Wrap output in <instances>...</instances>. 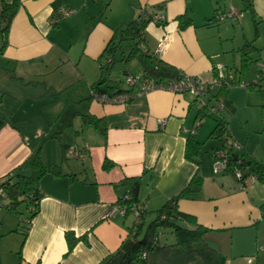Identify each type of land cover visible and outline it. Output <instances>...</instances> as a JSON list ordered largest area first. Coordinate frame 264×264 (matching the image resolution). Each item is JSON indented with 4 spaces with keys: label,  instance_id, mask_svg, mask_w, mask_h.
Listing matches in <instances>:
<instances>
[{
    "label": "crops",
    "instance_id": "1",
    "mask_svg": "<svg viewBox=\"0 0 264 264\" xmlns=\"http://www.w3.org/2000/svg\"><path fill=\"white\" fill-rule=\"evenodd\" d=\"M19 1L3 48L0 36V179L36 150L60 174L49 172L40 179L41 198L29 221L26 202L8 210L3 200L0 264H98L138 223L131 213L110 216L127 191L122 180L140 177L138 199L145 205V218L177 195L196 172L202 178L200 192L179 199L177 209L207 229L203 240L220 254L218 264H264V182L240 186L232 173L211 170L214 152L227 140L240 145L239 155L264 160L254 156L248 139L232 127L236 108L230 89L209 91L207 103L218 99L222 108L196 127L202 107L190 93L154 89L124 104H102L90 95L101 75L106 44L118 43L124 25L149 6H161L165 23L149 22L144 43L155 53L166 36L156 53L163 62L204 81L214 77L217 65L235 70L240 79L248 76L253 63L264 65V0H250V6L245 0ZM58 8L73 12L55 22ZM230 10L239 14L220 22L213 19ZM185 11L192 23L180 29L176 17ZM126 42L119 44L118 61L132 47L124 50ZM248 43L252 48L244 50ZM245 58L251 63L240 73ZM115 62L105 77L124 89L123 76L140 73L141 67L136 61L112 78ZM83 115L99 119L100 128L84 122ZM60 119L63 126L73 127L72 136L56 124ZM218 121L224 122V136L214 132ZM190 136L201 149L211 148L209 154L200 149L198 164L185 157ZM70 147L82 149L83 158H67ZM105 160L112 166L104 169ZM20 206H25V215L18 214ZM67 231L85 234L86 241L69 250Z\"/></svg>",
    "mask_w": 264,
    "mask_h": 264
},
{
    "label": "trees",
    "instance_id": "2",
    "mask_svg": "<svg viewBox=\"0 0 264 264\" xmlns=\"http://www.w3.org/2000/svg\"><path fill=\"white\" fill-rule=\"evenodd\" d=\"M245 3L246 6H250V0H245ZM19 6V0H11L9 2L2 1L0 4V36L2 37V48L6 45L9 24ZM158 12L163 16L161 6L142 7L138 15L126 23L124 28L120 31L118 43H114L113 40H110L106 44L101 54V58L104 60V63L100 65L101 75L91 86L92 91L99 94L107 93L109 95L127 92L132 89L125 84V77L128 75H141L143 79L153 80L156 85L166 83L167 80L179 77L181 74L180 71L159 59L155 53L146 48L144 43V29L149 22L159 26L165 23L164 16L161 21L154 22V15ZM220 12H218L217 15ZM217 15H215L213 19H215L216 22L223 21L219 20ZM176 21L180 29L189 26L192 23L189 11H185L178 15ZM122 41L132 42V47L126 55L123 56L119 54L121 56L119 60L128 61L131 58H135L141 67L140 73H126L123 76L122 83L125 86L124 89L120 88L117 84L112 85L108 83V78L103 76V70L108 72L112 64L118 60L116 53ZM140 44L143 45V48L140 47ZM245 48H252V45L248 43L245 45L244 50ZM242 55L246 56L247 52H243ZM250 60L251 59L247 60L246 58L243 60L241 70H239L240 73L251 63ZM253 83L258 84L259 81ZM226 89H228V87L220 88V92L223 93ZM216 102L220 101L217 99ZM201 110L199 116L202 114L205 116L211 114L204 112V108H201ZM82 120L100 128L99 119L95 118L93 115H83ZM214 132L217 133L218 137L224 136L226 134L224 122L218 121ZM225 145L224 143L221 148L223 149ZM200 149V142H197L191 136L186 139L185 157L188 160L198 164L197 156ZM227 155L228 167L226 173H231L233 168L237 165L236 162L239 160L240 164L237 165V167L243 171L244 175L251 173L257 174L259 181L264 182V160L256 161L247 157L245 154L239 155L238 152L231 150L227 151ZM235 156H237V158L234 160ZM110 166H112V163L107 160L103 162L104 169ZM24 171H28V173L25 174ZM49 172H53L57 175L60 174L59 167L46 166L40 158L39 150H36L5 178L0 179V188L3 189L2 199L7 201L6 208L8 210H14L16 206L20 205L22 202H26L31 210L28 221L31 220L37 211L38 201L41 198L38 187L39 181ZM121 183L126 186L127 191L118 201L126 205L139 202L138 190L141 184L140 177L125 178ZM201 185L202 178L196 172L177 195L168 199L161 207L154 211V216L149 221H145L143 212L138 223L134 226L133 233L124 239L114 252L109 253L98 264H218L220 254L203 240V235L207 229L199 225L192 215L182 213L177 209L178 200L196 197L201 190ZM126 195L129 196L128 200L124 199ZM165 229L170 230L173 234V242H160V232ZM65 239L69 250L72 249L77 241H86L85 234L75 236L71 231L65 232Z\"/></svg>",
    "mask_w": 264,
    "mask_h": 264
},
{
    "label": "built area",
    "instance_id": "3",
    "mask_svg": "<svg viewBox=\"0 0 264 264\" xmlns=\"http://www.w3.org/2000/svg\"><path fill=\"white\" fill-rule=\"evenodd\" d=\"M143 11V9H142ZM73 11L66 8H58L57 17L54 19L55 22H58L60 18L66 17L70 15ZM239 13L230 10L228 12H220L217 15L219 20H224L226 18H232L238 15ZM163 16L160 12L154 15V22L161 21ZM167 37L164 36L160 42L158 43L157 48L155 49V54L158 53L166 41ZM140 47L143 48V45L140 44ZM259 71L261 72V77H264V65L259 64ZM234 71L228 70L224 66H217L214 68V77L210 81H204L197 76H190L181 73L178 78L167 80L166 83L162 84H154L153 80L143 79L141 75H128L125 77V84L132 88L127 92L109 95L107 93H96L90 90V95L99 103L102 104H124L129 102L137 97L143 96L146 93L154 90V89H163L168 90L173 93L183 94L190 93L194 97L195 103L204 108V112L206 113H216L219 109L222 108V104L220 102H216L213 105H208L205 103V97L209 93L211 89L216 88H224L231 87L234 80ZM256 83V81H254ZM244 86V85H243ZM206 116L204 114L200 115L194 127L199 126L204 120ZM160 123H163L164 120H160ZM193 132V131H192ZM240 145L234 140H227L225 147L222 149H218L214 152V159L211 164V170L213 174H222L226 173L228 167V155L227 151L231 150L237 152L240 150ZM67 158H77L82 159V149L77 147H70L66 151ZM237 165L240 164L238 160L236 162ZM234 167L231 171L232 175L238 181L240 186H245L247 184H253L259 181V177L257 174L251 173L244 175L243 171L238 167ZM3 189L0 188V207L3 206ZM32 198V197H29ZM124 199L128 200L129 196H124ZM145 210V205L143 202L132 203L130 205L122 204L121 202H117L110 212V216L121 215L125 216L127 213H131L134 216L135 223H137ZM248 262L251 259H247Z\"/></svg>",
    "mask_w": 264,
    "mask_h": 264
},
{
    "label": "rangeland",
    "instance_id": "4",
    "mask_svg": "<svg viewBox=\"0 0 264 264\" xmlns=\"http://www.w3.org/2000/svg\"><path fill=\"white\" fill-rule=\"evenodd\" d=\"M243 14L244 13L241 12V15ZM131 45L132 42H126V44L123 45V49L127 50L128 46ZM136 61L135 58H131L128 61L117 60L109 72L110 76L112 78L122 76V68L133 67L134 64H137ZM255 64L256 63H253L250 67L248 76L246 75L245 77H242V79L238 78L236 71L232 69L234 71L235 82L228 89H230V96L233 99L230 98L233 100L236 108L231 122L232 127L234 126L241 132V134H243L244 138L248 139L247 145L249 149L253 151L254 156L257 159H262L264 158V78H258L260 71L257 66L258 63ZM106 72L107 71L105 70L103 71V76L107 75ZM252 75L254 76L250 77ZM248 77L250 79H246ZM254 81H259V83L254 84ZM206 100L207 98L205 99V103L210 105ZM55 121H57V119ZM56 124L61 126V130L65 131L66 135L72 136L73 127H70L67 124L63 126L62 119ZM210 150L211 148L209 146L201 149V151H205V154H209ZM4 210L6 209L4 208ZM17 211L20 216L25 215V206H20ZM153 216L154 212L148 211L145 221H149ZM159 240L161 243H171L174 241V236L170 230L165 229L160 232Z\"/></svg>",
    "mask_w": 264,
    "mask_h": 264
},
{
    "label": "water",
    "instance_id": "5",
    "mask_svg": "<svg viewBox=\"0 0 264 264\" xmlns=\"http://www.w3.org/2000/svg\"><path fill=\"white\" fill-rule=\"evenodd\" d=\"M237 158V156L234 157V160Z\"/></svg>",
    "mask_w": 264,
    "mask_h": 264
}]
</instances>
